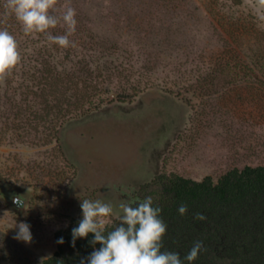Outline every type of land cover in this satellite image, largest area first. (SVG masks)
Segmentation results:
<instances>
[{
	"label": "rangeland",
	"instance_id": "374dc122",
	"mask_svg": "<svg viewBox=\"0 0 264 264\" xmlns=\"http://www.w3.org/2000/svg\"><path fill=\"white\" fill-rule=\"evenodd\" d=\"M67 6L77 13L75 47L48 40L51 58L89 70L108 91L54 136L48 121L35 130L37 121L14 117L20 91L12 75L0 76L10 97L0 109V264H43L56 232L83 217L82 199L111 204L108 225L159 174L217 181L233 167L264 164L257 0H57L52 14ZM54 29L66 32L63 23ZM21 222L31 242L14 238Z\"/></svg>",
	"mask_w": 264,
	"mask_h": 264
},
{
	"label": "trees",
	"instance_id": "16d2710c",
	"mask_svg": "<svg viewBox=\"0 0 264 264\" xmlns=\"http://www.w3.org/2000/svg\"><path fill=\"white\" fill-rule=\"evenodd\" d=\"M6 0H0V29H7L17 40L21 60L7 72L9 82L17 84L21 104L13 113L19 121L49 123V134L57 136V124L83 115L105 101V86L98 87L95 77L74 66L65 67L60 60L51 58L48 35H65L52 29V34H25L22 25L10 12L5 15ZM238 25H242L240 22ZM47 36V37H46ZM55 45V43H54ZM53 47V46H52ZM56 50H60L59 47ZM20 75L23 80L14 79ZM111 74H103L109 80ZM105 80V81H106ZM0 85V109L10 97ZM16 94V93H14ZM3 99L8 101L3 102ZM151 196L153 206L160 207L161 219L167 225L162 251L179 253L183 264H264V164L243 168L233 167L217 181L211 175L194 179L178 173L159 174L141 188L139 202ZM135 206V203H131ZM187 205L180 215L178 207ZM202 213L206 219H195ZM83 217H73L67 227L59 229L55 238L57 249L44 259L43 264H88L87 258L102 245L92 244L94 234L77 238L73 246L72 229ZM121 223L106 225L105 233ZM63 238V243L58 241ZM197 241L203 250L195 261L184 260Z\"/></svg>",
	"mask_w": 264,
	"mask_h": 264
},
{
	"label": "clouds",
	"instance_id": "9594fccd",
	"mask_svg": "<svg viewBox=\"0 0 264 264\" xmlns=\"http://www.w3.org/2000/svg\"><path fill=\"white\" fill-rule=\"evenodd\" d=\"M259 7H264V0H257ZM57 0H6L5 15L13 14L22 25L25 34L45 33L63 23L65 35H48V40L62 48L75 47L69 37L75 32L76 10L67 6L60 15H53ZM21 60L16 38L5 28L0 29V76L15 68ZM121 202L119 208L123 215L121 223L105 233L106 220L113 213V206L100 200L82 199L80 205L83 218L72 229L73 246L77 238L94 234L92 244L99 243L87 258L88 264H183L179 253L162 251L163 237L167 225L161 219L162 209L153 206V198L148 196L139 202ZM188 211L187 205L178 207L180 215ZM195 219L205 220L202 213H196ZM14 237L24 242L32 241L30 225L21 222ZM59 243H63L61 238ZM203 250V242L197 241L184 257L188 262L195 261ZM81 264H84L82 261Z\"/></svg>",
	"mask_w": 264,
	"mask_h": 264
},
{
	"label": "water",
	"instance_id": "95a60500",
	"mask_svg": "<svg viewBox=\"0 0 264 264\" xmlns=\"http://www.w3.org/2000/svg\"><path fill=\"white\" fill-rule=\"evenodd\" d=\"M13 200L18 207H23L25 205V200L21 197L15 196Z\"/></svg>",
	"mask_w": 264,
	"mask_h": 264
},
{
	"label": "flooded vegetation",
	"instance_id": "af4514ba",
	"mask_svg": "<svg viewBox=\"0 0 264 264\" xmlns=\"http://www.w3.org/2000/svg\"><path fill=\"white\" fill-rule=\"evenodd\" d=\"M143 181H145V180H143ZM137 184V183H136ZM126 185H131V183L130 184H126ZM142 188V187H141ZM141 188H140V190H141Z\"/></svg>",
	"mask_w": 264,
	"mask_h": 264
}]
</instances>
